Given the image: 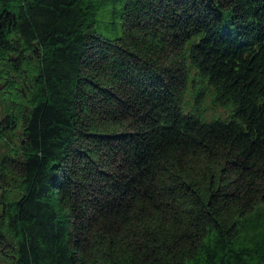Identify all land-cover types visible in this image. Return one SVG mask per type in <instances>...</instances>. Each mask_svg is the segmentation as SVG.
<instances>
[{
  "label": "trees",
  "instance_id": "16d2710c",
  "mask_svg": "<svg viewBox=\"0 0 264 264\" xmlns=\"http://www.w3.org/2000/svg\"><path fill=\"white\" fill-rule=\"evenodd\" d=\"M0 83V264H264V0H0Z\"/></svg>",
  "mask_w": 264,
  "mask_h": 264
},
{
  "label": "rangeland",
  "instance_id": "374dc122",
  "mask_svg": "<svg viewBox=\"0 0 264 264\" xmlns=\"http://www.w3.org/2000/svg\"><path fill=\"white\" fill-rule=\"evenodd\" d=\"M3 87L0 83V92L2 93V90ZM20 90L22 91V89L20 88ZM10 108L12 110V113L14 114H17V111H16V103L14 102H11V105H10ZM3 113H6V107L4 105V99L0 96V116L3 114ZM16 135H19L18 131H16ZM14 142L17 143V138L14 139Z\"/></svg>",
  "mask_w": 264,
  "mask_h": 264
}]
</instances>
